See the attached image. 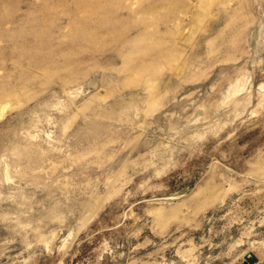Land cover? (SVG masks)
I'll return each instance as SVG.
<instances>
[{
    "label": "rangeland",
    "instance_id": "1",
    "mask_svg": "<svg viewBox=\"0 0 264 264\" xmlns=\"http://www.w3.org/2000/svg\"><path fill=\"white\" fill-rule=\"evenodd\" d=\"M0 264H264V0H0Z\"/></svg>",
    "mask_w": 264,
    "mask_h": 264
}]
</instances>
